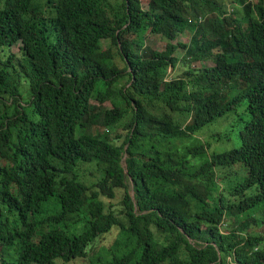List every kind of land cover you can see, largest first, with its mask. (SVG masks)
I'll return each mask as SVG.
<instances>
[{"label": "trees", "instance_id": "obj_1", "mask_svg": "<svg viewBox=\"0 0 264 264\" xmlns=\"http://www.w3.org/2000/svg\"><path fill=\"white\" fill-rule=\"evenodd\" d=\"M263 216L264 0H0V264H264Z\"/></svg>", "mask_w": 264, "mask_h": 264}, {"label": "rangeland", "instance_id": "obj_2", "mask_svg": "<svg viewBox=\"0 0 264 264\" xmlns=\"http://www.w3.org/2000/svg\"><path fill=\"white\" fill-rule=\"evenodd\" d=\"M141 2H142L143 6L145 8L148 7L149 0H141ZM190 38H191L190 34H185V35H182L178 39V42L188 45L189 42H190ZM146 44L148 46H150L151 48H154V49H157V50H164L166 48L167 41H166V39L160 38L158 36L156 37V36L150 35L147 38V40H146ZM105 45L108 46L109 43H106ZM185 53H186V51L184 49H182V48L177 52L178 56H180L182 58L185 57ZM200 65L203 66L204 64L203 63H197L196 64V66H198V67ZM183 70H184V68L179 67L176 71H174V75L175 76L180 75L183 72ZM242 80L243 81H254V78H252L251 76H245L244 75ZM94 103L97 104L96 101H94ZM106 105H107L108 108H111L110 103H107ZM225 119H229V120L224 122L223 120H225ZM231 119H232V115H229V116L225 117L224 119H222L220 121H217L216 123H214L212 125L207 126L201 132H199L198 135H196L197 138H200V137L205 136L207 134H209L211 136V139L208 136L203 141V143L207 142L208 144H210V153L230 151L231 149H233V148L238 146V144H236V140L234 138H230V140H223L221 142H216L212 138L213 134H216L218 132H222V131H225V130H226V132L229 131V130H232V127L235 126V120L232 122ZM225 123L229 124V125L226 127ZM232 136L234 137V135H232ZM263 218H264V216H263ZM103 249L104 248L101 247V246H99L97 249H95L94 254H96V255L94 257L97 258L99 256V254H97V253H101L103 251Z\"/></svg>", "mask_w": 264, "mask_h": 264}]
</instances>
